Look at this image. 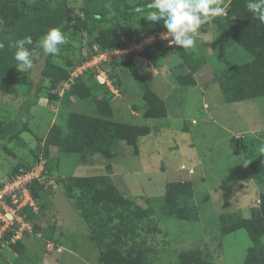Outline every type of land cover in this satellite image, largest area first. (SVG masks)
Segmentation results:
<instances>
[{
  "label": "rangeland",
  "instance_id": "374dc122",
  "mask_svg": "<svg viewBox=\"0 0 264 264\" xmlns=\"http://www.w3.org/2000/svg\"><path fill=\"white\" fill-rule=\"evenodd\" d=\"M24 1L33 3L36 0ZM147 1L122 0L121 9L108 15L106 21L93 24L69 21L63 30L69 43L61 46L58 55H51V61L66 68L69 76V72L89 56L88 40L96 36L100 28L115 26L119 36L124 33L131 38L166 31L159 21L145 19L151 11L146 8ZM46 2L50 5L65 2L79 7L84 0ZM228 2L220 0L221 7L226 9ZM76 16L83 19L78 10ZM233 45L211 19L203 24L192 51L196 56H203L205 63L193 74L196 82L192 85L175 82L187 70L182 68L177 53L168 49L164 42L144 52L143 59L110 64L107 74L120 87L121 96L108 100L123 109L122 113L114 108L113 120L150 128L148 134L137 138V155L125 142L117 143L114 148L117 154L112 161L117 174L112 178L109 159L100 153L81 155L58 152L54 146L44 148V135L53 118L64 127L65 116L70 111L89 115L96 112L91 97L76 99L72 96L67 101L61 100L66 90L62 91L60 99L47 100L49 94L61 92V85L53 86L40 78L47 57L42 49H37L38 55L34 57L33 67L25 71L24 82L19 79L16 83L12 79L14 75L0 78V121L8 128L0 134V180L14 169L43 162V172L38 179V212L26 211L33 230L31 233L25 231L14 243L8 242L11 232L5 233L4 245L0 244V264H101V250L92 234L103 225L118 224L121 208L116 205L103 208L101 203L89 202L85 207L89 208V218L85 219L76 205L80 190L73 187L68 194L64 185L67 176L101 174L109 175L121 195L141 207L148 204L153 210L151 219L140 223L134 239L121 245L122 249L139 251L142 248L145 264H178L179 254L191 247L203 248V256L213 263L215 260V264H242L250 239L244 229L222 235L218 229V215L236 212L241 216L247 213L249 217L250 208L258 206V187L248 163L244 162L264 152V97L224 101L214 70L228 64L227 53ZM233 59H236L235 53ZM86 73L89 71L83 76ZM138 76L152 90H155L153 78L167 82L164 87L170 95L164 101L168 116L129 118L133 106L141 102ZM104 91H99L101 95L98 96H105ZM140 110L142 115L144 108ZM192 119L197 120V125ZM178 180L192 182L193 201L205 228L199 222L177 220L163 213L165 185ZM148 225L156 226L155 230L146 231ZM201 230L206 231V241L199 238ZM207 236L214 238L208 241ZM48 242L55 245L54 249H48ZM17 243L22 246L17 247L18 250L13 246Z\"/></svg>",
  "mask_w": 264,
  "mask_h": 264
},
{
  "label": "trees",
  "instance_id": "16d2710c",
  "mask_svg": "<svg viewBox=\"0 0 264 264\" xmlns=\"http://www.w3.org/2000/svg\"><path fill=\"white\" fill-rule=\"evenodd\" d=\"M121 1L111 0L112 8L109 10L105 7L108 0H84L79 7L70 6L65 2L50 5L46 0H36L33 3H26L24 0H0V42L4 44V48L0 49V78L14 75L12 79L16 83L19 79L24 82L27 78L25 72H20L16 68L15 49L9 46L13 41L30 36L35 45L50 28L60 27L63 31L69 21L74 20L82 24L83 21L91 22V24L96 21H106L108 15L121 9ZM147 2L150 3L151 0ZM247 2L248 0H229L225 9L226 15L211 19L221 33L234 42L227 53L228 64L214 70L215 80L222 97L228 103L264 96V22L247 9ZM142 4L145 5L146 1ZM76 10L82 13L83 19L81 16H76ZM159 22L166 29L163 21ZM148 31H150L149 28ZM129 38L131 39L124 33L119 36L116 27L113 26L100 28L96 36H91L88 41L89 45L97 44L101 50H104L115 46L120 39ZM34 45L28 47L32 48ZM167 48L177 53L182 68L187 70V73L176 78L175 82L182 85L195 84L193 74L205 63L204 57L194 55L192 49L185 50L175 44ZM233 53L236 56L235 60ZM40 78L55 86L68 78V72L66 68L54 64L51 61V55H47ZM138 78L142 96L141 102L133 108L143 107L144 118L165 117L167 107L164 99L153 91L141 76ZM98 88L99 85L89 71L77 78L66 90L61 100L67 101L72 96L76 99L91 97L96 113L89 115L70 111L65 116V128L56 122L52 123L44 137L45 149L54 146L58 152L81 155L100 153L105 157H112L116 155L114 148L117 143L123 141L131 147L133 154H137V138L148 134L149 126L113 120L109 96L106 92L105 96L95 94ZM60 97L61 95L56 92V94H49L47 100L60 99ZM7 130L8 128L0 121V134H4ZM248 166L259 189L261 203L257 207L250 208L249 217L241 216L236 212L220 213L218 215L219 231L224 235L244 229L250 239V245L247 247L242 264H264V241L262 240L264 235V152L256 159L248 160ZM27 168L29 167L25 169ZM16 171L18 169H14L13 173ZM108 177L107 174L67 176L64 185L68 194L73 187L80 190L81 194L76 200V205L85 219L89 218V212H87L89 208H85L88 206L86 203L89 202L101 203L103 208L111 207V205L121 208L117 215L118 224L110 227L103 225L95 229L92 234V239L101 250L99 254L101 264H145L142 248L136 251L133 248L122 249L121 245H126L128 241L134 239L140 223L151 219L153 210L148 204L141 207L134 200L121 195ZM38 179L33 180L30 185L31 193L36 198H38ZM164 201L162 211L166 216L189 222L199 220V211L193 201L191 181L178 180L166 183ZM155 228L154 225H148L145 230L151 232ZM13 246L16 250H18L17 247H22L19 243ZM206 257L203 256V250L199 248L185 250L179 254L178 264H215Z\"/></svg>",
  "mask_w": 264,
  "mask_h": 264
},
{
  "label": "built area",
  "instance_id": "2783aa9c",
  "mask_svg": "<svg viewBox=\"0 0 264 264\" xmlns=\"http://www.w3.org/2000/svg\"><path fill=\"white\" fill-rule=\"evenodd\" d=\"M166 31L158 34H140L131 39H121L115 46L101 50L97 44L90 45L88 57L81 65L69 72L67 79L63 80L61 92L69 89L75 80L86 71H92L95 80L107 89L108 96L117 98L121 96L120 87L107 74L110 64L114 61L125 59H143L144 52L151 50L158 43L173 46L171 37H165ZM93 74V73H92ZM43 172V162L31 165L27 169H20L0 182V244L4 245V235L11 232L8 242H16L23 237L24 232H32V220L27 217L26 211L33 214L38 212V198L32 195L30 185L33 180L40 177ZM7 243V242H6ZM48 249H54L55 245L47 243ZM61 250V247L58 246Z\"/></svg>",
  "mask_w": 264,
  "mask_h": 264
},
{
  "label": "clouds",
  "instance_id": "9594fccd",
  "mask_svg": "<svg viewBox=\"0 0 264 264\" xmlns=\"http://www.w3.org/2000/svg\"><path fill=\"white\" fill-rule=\"evenodd\" d=\"M105 7L111 10V0H108ZM246 7L261 22H264V0H248ZM146 8L151 11L145 19L151 22L163 21L167 29L165 37L170 36L172 44L185 50L195 46L203 24L217 16L226 15L220 0H151ZM67 43H69L68 36L60 27H53L35 45L30 36H25L13 41L9 46L15 49L16 68L20 72H25L33 67L34 57L38 55L37 49H42L45 55H58L61 46ZM33 45L32 48L28 47ZM3 48L4 44L0 42V49ZM260 203L261 201L257 200V204Z\"/></svg>",
  "mask_w": 264,
  "mask_h": 264
},
{
  "label": "crops",
  "instance_id": "0c3cea01",
  "mask_svg": "<svg viewBox=\"0 0 264 264\" xmlns=\"http://www.w3.org/2000/svg\"><path fill=\"white\" fill-rule=\"evenodd\" d=\"M137 72H138V74H140V72L137 70ZM93 75V79L95 80V78H94V74H92ZM141 75V74H140ZM95 82H97L96 80H95ZM166 82V81H165ZM165 82H163L161 79H158V78H153L152 79V84H153V87L155 88V90H153V91H155L162 99H167L168 97H169V95H170V93H168L167 91H165V87H164V83ZM167 83V82H166ZM169 83V82H168ZM97 84L99 85V88L97 89V91H95L94 93L95 94H97V95H101L100 94V92L99 91H101V92H103V90H105L104 91V93L103 94H105V92H106V95L108 94V92H107V89L104 87V86H102V85H100L98 82H97ZM172 85V87H174V84H171ZM197 85H198V82H197ZM110 97V96H109ZM260 97H264V96H260ZM256 98H259V97H256ZM118 98H112L111 100H117ZM113 104V105H112ZM110 105H111V108H112V113H113V116H115V112H116V110L117 111H123V109H121V106H119L118 105V103H110ZM116 107V110H114V108ZM141 107H139V108H133V110H131L130 111V113L131 114H129L128 116H129V118L131 119V118H136V117H138V116H142L141 115ZM121 111V112H122ZM123 113V112H122ZM168 116V115H167ZM54 118L52 119V123L54 122ZM52 123H51V125H52ZM192 123L193 124H196L197 125V120L196 119H192ZM47 133V132H46ZM46 133H45V135H46ZM44 135V136H45ZM138 150V149H137ZM117 154V153H116ZM137 154H138V152H137ZM137 154H135V155H137ZM114 157H116V155L115 156H112V157H107L108 159H109V162H110V165H111V172H110V176H111V178L112 177H114L116 174H117V172H115V170H114V166H113V164H112V161H113V158ZM258 191H259V189H258ZM245 209H248L249 210V207H245ZM244 209V210H245ZM243 216L244 217H247L248 216V214L246 213H243ZM203 221L204 220H200V218H199V220L197 221V222H199V225L200 226H202L203 228H205V226L203 225ZM204 223H206V222H204ZM218 229H219V225H218ZM204 230V229H203ZM203 230H201L200 231V234H201V237H200V235H199V233H198V235H199V238L201 239H203L204 241H206L205 240V236L206 235H204V233L206 232V231H203ZM194 233V232H193ZM207 238H208V241H210L209 239H212V238H214V237H209V236H207ZM22 240H24V239H22ZM203 243V242H202ZM25 245H26V247H27V244H26V242H25ZM199 249H201V250H203V248H201V247H198ZM190 249H193L192 247L190 248ZM189 249V250H190ZM203 252H204V250H203ZM17 254V253H16ZM213 260V259H212ZM214 262L215 263H217L215 260H214Z\"/></svg>",
  "mask_w": 264,
  "mask_h": 264
}]
</instances>
